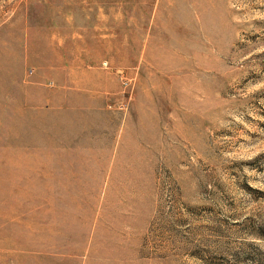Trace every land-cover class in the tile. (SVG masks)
<instances>
[{
  "label": "rangeland",
  "instance_id": "374dc122",
  "mask_svg": "<svg viewBox=\"0 0 264 264\" xmlns=\"http://www.w3.org/2000/svg\"><path fill=\"white\" fill-rule=\"evenodd\" d=\"M0 264H264V0H0Z\"/></svg>",
  "mask_w": 264,
  "mask_h": 264
}]
</instances>
